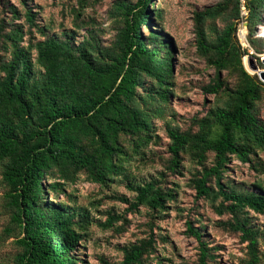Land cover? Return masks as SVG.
<instances>
[{
	"label": "trees",
	"instance_id": "16d2710c",
	"mask_svg": "<svg viewBox=\"0 0 264 264\" xmlns=\"http://www.w3.org/2000/svg\"><path fill=\"white\" fill-rule=\"evenodd\" d=\"M230 1L194 15L198 50L216 70L204 89L224 95L226 102L210 110L195 133L169 126L168 168L183 174L184 153L202 166L192 179L197 197L222 199L219 213H231L234 219L229 225L248 241L246 264H260L264 261L261 236L238 213L246 209L264 213V187L244 192L223 182L233 157L251 162V155L264 147V122L258 117L264 83L243 63L247 51L237 36L239 25L231 22L213 37L206 28L208 21L222 16ZM236 1L235 16L240 18L242 0ZM262 4V0H246L249 27ZM149 6L154 7V0L114 3L111 14L121 25L110 46L100 42L93 28L80 41L76 32L65 31L63 36L25 45L21 25L3 33L0 24L4 44L11 46V58L0 65V162L11 217L5 238L19 237L14 264H80L75 250L84 238L82 222H87L88 214L65 202L50 201L48 192L60 194L83 172L100 184L123 174L135 193L130 202L135 209L145 206L162 212L175 199L160 179L137 183L127 169L132 151L138 153L154 138V119L164 116L173 93L172 47L166 39L161 43L160 33L153 29ZM13 12L19 16L16 9ZM25 16L30 27L38 26L36 12L27 9ZM143 27L149 29L148 35ZM225 71L237 77L236 85L228 84ZM209 154L214 155L211 166L205 164ZM49 178L53 181L47 188ZM110 218L111 225L114 217ZM188 230L200 243L198 264H210L215 256L202 239V229L189 222ZM152 243L149 239L133 244L125 249L122 261L102 264H145Z\"/></svg>",
	"mask_w": 264,
	"mask_h": 264
},
{
	"label": "rangeland",
	"instance_id": "374dc122",
	"mask_svg": "<svg viewBox=\"0 0 264 264\" xmlns=\"http://www.w3.org/2000/svg\"><path fill=\"white\" fill-rule=\"evenodd\" d=\"M116 1L118 0H103L95 4L88 0V4L83 5L84 0H0V24L4 26L3 33L21 25L26 34L23 41L25 45L51 36H63L65 31L76 32V40L80 41L88 35V29L93 28L100 42L104 46H110L121 25L111 14ZM223 1L154 0V7L149 6L152 9L153 29L160 33L161 43L166 39L172 47L173 93L164 116L154 119V138L147 146L141 147L138 153L132 151L127 169L131 179L137 183L160 179L164 188L173 190L175 199L169 201L167 209L162 212L152 211L145 206L132 208L130 202L134 200L135 193L128 188V181L123 174L100 184L83 172L78 180L67 183L60 194L48 192L50 201L56 204L65 202L70 208L88 214L87 222H82L85 225L82 230L84 238L75 250L80 264H102L103 260L120 262L126 248L149 239L153 243L149 253L145 255V264H198L200 243L189 232V222L202 229V239L215 256L210 264H246L249 258L248 241L242 238L241 232L229 225L234 219L231 213H219L218 207L222 199L197 197L192 179L202 166L184 153L181 168L183 174L168 168L171 158L169 126L195 133L199 129V121L207 117L210 110L223 106L226 102L224 95L206 92L204 89L213 81L216 70L198 50L194 21L197 11ZM262 1L263 4L256 7L259 16L252 28L245 26L244 23L248 22L246 18L235 16L236 0L225 3L222 16L206 24L213 37L223 32L229 23H238L237 36L239 39L241 35L245 43L247 53L243 56V63L248 69L250 67L246 56L250 52L257 54L258 66L264 69V0ZM13 9L19 12L18 17ZM27 9L36 12L38 26L30 27L25 16ZM86 24L87 26H83ZM41 29H44V33ZM143 30L148 35L149 29L143 27ZM36 55L34 51V56ZM10 58L11 46L5 45L0 36V65ZM250 71L256 74V71ZM224 78L230 86L237 83V77L228 71L224 72ZM258 117L264 122V91L258 102ZM213 159L214 155L209 154L205 164L211 166ZM251 159V162H244L233 157L224 173L223 182L226 186L244 192L261 191L258 185L264 187V147L257 149ZM2 169L0 162V264H14V257L19 251L16 244L19 237L5 238L4 230L11 217L5 199L7 188L2 181ZM52 181L50 178L46 180L47 188ZM238 215L242 219L247 218L254 229L258 230L261 236L260 248L264 250V213L246 209ZM110 216L114 217L111 225ZM80 218L81 216L77 217ZM260 264H264V261Z\"/></svg>",
	"mask_w": 264,
	"mask_h": 264
},
{
	"label": "water",
	"instance_id": "95a60500",
	"mask_svg": "<svg viewBox=\"0 0 264 264\" xmlns=\"http://www.w3.org/2000/svg\"><path fill=\"white\" fill-rule=\"evenodd\" d=\"M245 26H248V22L244 23ZM247 60L249 61V67L251 70L256 71V74L259 76L260 80L264 82V69H261L258 66V59H257V54H254V52H250L247 56ZM251 74H254L251 72L248 68H246Z\"/></svg>",
	"mask_w": 264,
	"mask_h": 264
},
{
	"label": "built area",
	"instance_id": "2783aa9c",
	"mask_svg": "<svg viewBox=\"0 0 264 264\" xmlns=\"http://www.w3.org/2000/svg\"><path fill=\"white\" fill-rule=\"evenodd\" d=\"M249 15H250V11L246 6V0H242L241 17H242V19H244V18L248 19ZM239 41L245 47V43H244L241 35H239Z\"/></svg>",
	"mask_w": 264,
	"mask_h": 264
},
{
	"label": "bare ground",
	"instance_id": "6f19581e",
	"mask_svg": "<svg viewBox=\"0 0 264 264\" xmlns=\"http://www.w3.org/2000/svg\"><path fill=\"white\" fill-rule=\"evenodd\" d=\"M242 34V33H241Z\"/></svg>",
	"mask_w": 264,
	"mask_h": 264
}]
</instances>
